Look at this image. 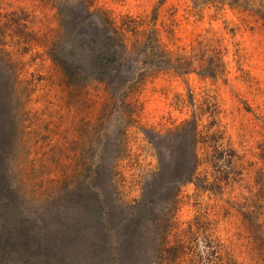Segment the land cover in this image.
Here are the masks:
<instances>
[{
	"label": "rangeland",
	"instance_id": "rangeland-1",
	"mask_svg": "<svg viewBox=\"0 0 264 264\" xmlns=\"http://www.w3.org/2000/svg\"><path fill=\"white\" fill-rule=\"evenodd\" d=\"M0 227V264H264V0H0Z\"/></svg>",
	"mask_w": 264,
	"mask_h": 264
},
{
	"label": "trees",
	"instance_id": "trees-1",
	"mask_svg": "<svg viewBox=\"0 0 264 264\" xmlns=\"http://www.w3.org/2000/svg\"><path fill=\"white\" fill-rule=\"evenodd\" d=\"M68 63H69V66L65 65L64 68L66 69V71L72 72V71L70 70V67H72L71 60L68 59ZM82 74H83V73L76 74V75H72V74H70V76H68V78L76 79L77 77H79V78H81V77H82V78H86V77H88V75H82ZM185 159H186V158H185ZM197 165H199V161H198V158H197V154L195 153V158L192 160V162L189 164V166H188L187 168H184L182 174H185V176H187V175H192V174L194 173V171H195ZM0 228H1V227H0ZM3 230H4V229H3ZM4 232H7V231H4ZM64 253H66V251L60 253V255H62V254H64ZM14 254H15V252H8V253H7V256H8V258H9V262H11V263L14 262V261H16L15 258H14ZM61 260H63L62 257H61ZM16 263H18V262H16Z\"/></svg>",
	"mask_w": 264,
	"mask_h": 264
}]
</instances>
